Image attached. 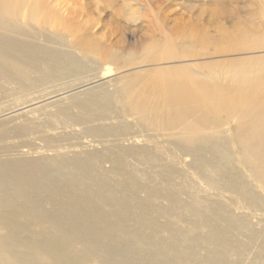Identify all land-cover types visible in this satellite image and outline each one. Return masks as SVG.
Returning a JSON list of instances; mask_svg holds the SVG:
<instances>
[{
  "label": "bare ground",
  "instance_id": "bare-ground-1",
  "mask_svg": "<svg viewBox=\"0 0 264 264\" xmlns=\"http://www.w3.org/2000/svg\"><path fill=\"white\" fill-rule=\"evenodd\" d=\"M78 15L63 0H0V87L28 93L85 72L77 56L54 47L66 46L63 31H75ZM206 68L211 80L162 72L141 95H132L137 77L126 76L118 96L125 116L168 134L192 158L189 168L212 196L139 146L132 125L108 124L112 98L102 88L59 91L45 99L56 98L55 110L39 113L85 126L101 150L83 144L71 151L67 137L49 134V122L1 119L0 142L28 138L0 146V264H264V228L220 197L235 194L264 213L259 189L235 167L239 159L264 191V59ZM65 95L68 104L56 101ZM45 100L16 111L44 108ZM231 119L237 125L229 141L220 125ZM37 135L40 148L32 143Z\"/></svg>",
  "mask_w": 264,
  "mask_h": 264
},
{
  "label": "rangeland",
  "instance_id": "rangeland-1",
  "mask_svg": "<svg viewBox=\"0 0 264 264\" xmlns=\"http://www.w3.org/2000/svg\"><path fill=\"white\" fill-rule=\"evenodd\" d=\"M63 1L80 15L75 20V31H63L68 36L64 41L66 46L54 47L77 56L87 70L28 93L19 92L13 85H6L4 89L0 87V120L10 126L21 123L24 118H35L37 124L49 122L53 125L49 134L67 137L71 151H80L79 146L83 144L88 145L86 149L101 150L102 145L83 133L85 126L64 122L63 117L48 119L39 113L40 109L55 110L51 103L56 98L45 99L54 97L59 91H69L67 94H70L73 89L82 95L102 88L112 98L113 119L108 124L132 125V134L142 141L139 146H150L165 164L173 165L179 173L194 181L203 196L206 193L212 196L214 192L189 168L192 158L179 153L169 142L168 134L155 132L149 124L141 128L132 117L123 114L118 92L126 76L137 77L132 95H141L150 91L154 83L163 80L162 72L168 70L183 72L187 81L211 80L207 65L264 59V0ZM82 85H87V89L79 88ZM38 99L45 100L42 103L46 108L16 111ZM56 101L68 104L70 98L59 96ZM73 113L77 110L73 109ZM236 125L233 119L222 121V136L232 140ZM31 137L37 147L44 145L38 135ZM27 138L8 139L0 142V146L15 147L26 142ZM22 151L30 157L38 156L27 148ZM235 167L264 197L260 183L250 178L239 159ZM104 168H110V164L104 163ZM220 197L236 215H249L251 224L264 228V213L250 211L246 200L229 192H222Z\"/></svg>",
  "mask_w": 264,
  "mask_h": 264
}]
</instances>
